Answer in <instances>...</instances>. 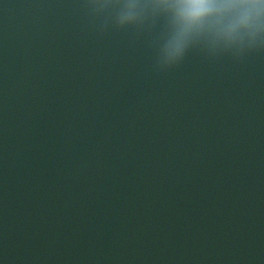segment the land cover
I'll list each match as a JSON object with an SVG mask.
<instances>
[{"label": "water", "instance_id": "1", "mask_svg": "<svg viewBox=\"0 0 264 264\" xmlns=\"http://www.w3.org/2000/svg\"><path fill=\"white\" fill-rule=\"evenodd\" d=\"M99 23L0 0V264H264V52Z\"/></svg>", "mask_w": 264, "mask_h": 264}, {"label": "clouds", "instance_id": "2", "mask_svg": "<svg viewBox=\"0 0 264 264\" xmlns=\"http://www.w3.org/2000/svg\"><path fill=\"white\" fill-rule=\"evenodd\" d=\"M84 8L101 32L114 27L152 36L157 71L194 50L234 60L264 52V0H84Z\"/></svg>", "mask_w": 264, "mask_h": 264}]
</instances>
